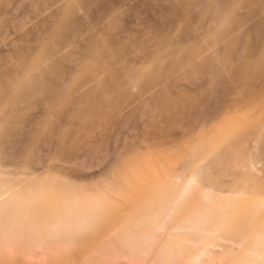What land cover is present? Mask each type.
I'll return each instance as SVG.
<instances>
[{
	"label": "bare ground",
	"instance_id": "bare-ground-1",
	"mask_svg": "<svg viewBox=\"0 0 264 264\" xmlns=\"http://www.w3.org/2000/svg\"><path fill=\"white\" fill-rule=\"evenodd\" d=\"M138 1L146 0H0V255L9 251L6 258L0 256V264H21L22 258L25 262L20 257L30 254L23 253L30 246L18 251L20 237L41 240L31 243L42 246L43 257L48 255L52 250L47 241L55 240V230L67 225L71 229L79 220L91 221L98 205L100 221L107 226L101 235L99 227L97 237L90 235L77 248L73 243L75 251L67 246L74 253L64 256L63 248H58L68 239L65 227L58 233L65 241L56 236V245L62 244L57 248L55 241L50 243L58 259L51 260L49 253L44 264L55 259L58 264H79L76 257L95 248L129 250L146 237L151 243L158 240L159 252L182 249L178 257L174 252L168 259L162 252L160 259H167V264L169 259L180 260L186 250L192 261L200 250L207 254L217 245L228 250L234 243L239 249L236 253L231 248L230 264H264V0H162L168 6H163L164 14L161 11L164 20L158 14L161 21L158 16L140 17ZM204 74L208 80L201 81V91L215 95L222 87L220 81L215 85L218 76L224 79L225 91L214 98L217 104L208 105V100V109L187 124L186 108L202 103L196 80ZM178 80L181 83L176 85ZM161 94L166 95L159 104L156 96ZM149 101V118L155 122L147 124ZM134 109L144 110L135 112L134 120L146 111L139 120L145 119L147 129L141 121L144 131L134 128L138 137L131 131L137 138L129 137L133 145L122 147L119 157L120 142L116 145L112 170L108 152L95 147L97 137L100 133V140L102 136L117 139L122 126H112L117 127L113 133L119 131L114 135L109 126L124 121L129 111L133 118ZM52 126L55 136L49 134ZM50 127V139L57 141L56 146V141L51 143L55 151L51 144H43ZM106 141L98 143L104 148ZM90 142H95L92 147L99 149L98 155H106L102 164L109 161L110 166L103 177L98 174L102 178H96L94 170L103 169L102 155L97 162L101 166L88 163L96 175L87 182L88 172L93 171L86 165L83 179L88 184L83 186L84 180L64 165L72 158L65 155H80L86 146L82 154L90 153ZM42 148L51 154H42ZM63 156L68 157L66 162ZM82 162L76 161L79 168ZM77 234L84 237V232ZM38 244L32 250L41 252ZM189 250L196 257L192 253L190 257ZM214 250L208 253L214 255Z\"/></svg>",
	"mask_w": 264,
	"mask_h": 264
},
{
	"label": "rangeland",
	"instance_id": "rangeland-1",
	"mask_svg": "<svg viewBox=\"0 0 264 264\" xmlns=\"http://www.w3.org/2000/svg\"><path fill=\"white\" fill-rule=\"evenodd\" d=\"M149 1H151V2H149ZM152 1H153V0H146V1H144L143 3L140 1L141 4H140L139 1H138L139 3L137 2L138 4H140L139 6H141V5L144 6V7H142V6H141V7H138V8L140 9V10L138 9V11H139L140 14H141L140 17H142V18L144 17V18L147 19V18L150 17V16H151V17H157V16H158V17H157L158 19H160V17H162V19L164 20V16H163V14H164V9H165L164 7H165V5L168 6V4H166L167 2H165V1L163 2L162 0H154L153 3H155V4H152ZM156 1H157V3H156ZM158 1H160V2H158ZM137 3H136V6H138ZM150 3H151V4H150ZM164 3H165V4H164ZM158 4H159V6H157ZM136 6H135V7H136ZM148 6H149V7H148ZM163 6H164V7H163ZM167 6H166V8H167ZM147 7H148V8H147ZM143 8H144V10H146L147 12L144 11V10H142ZM150 8H151V10H150ZM156 8H157V9H156ZM162 8H163V9H162ZM152 9H153V11H152ZM162 10H163V11H162ZM143 11H144V12H143ZM158 11H159V12H158ZM161 11L163 12V14L161 13ZM141 12L144 13V14H142ZM154 12H155V13H154ZM151 13H154V14H157V15L154 16V14H151ZM160 13H161V15H160ZM158 14L160 15V17H159ZM143 15H145V16H143ZM147 15H148V16H147ZM195 16H196V15H195ZM151 17H150V19H151ZM148 19H149V18H148ZM160 21H161V19H160ZM128 22L130 23L129 20H128ZM0 52H1V51H0ZM204 75H205L204 77L201 76L198 80H196V82H198V84H197V89H196V90H199V89H200V92L203 94V95H202V98H203L202 103H203V104H202V103H199V102H198V103H192L191 106H188V107L186 108L185 111H187V112H185V115H184V121L186 120V118H188V119L185 121V123H187V124H188V120H189L190 122H192L191 119H192L193 116L195 117V115L198 114L199 112H200V113H203V109H204V112H205L206 109H208V107H209V106H207V104H208L209 102L212 103V104H211V103L208 104V105H211V106L217 104V103H214V101L216 100V98H217L218 96H220V97L223 96L222 94H223L224 91H225V89H224V85L222 84V83H224V82H223L224 79L221 78L220 76H218L220 80L217 79V77H216V78L214 77L215 79H217V80H215V81H217V84H216V82H215V85H218L219 81H220V83L222 84V85H221V84L219 83V86H222V87H221V88L218 87V88H220V90L218 91V89H217V91L215 92V93H216L215 95L210 94L211 92L208 93L209 90H206V89H203V90L201 91V85H203V83H204L203 81H207V80H208V75H207V74H204ZM206 76H207V77H206ZM202 78H203V79H202ZM205 78H207V79H205ZM201 79H202V80H201ZM201 81H202L203 83H202ZM180 83H181V81L178 80V82H177L176 85H178V84H180ZM195 84H196V83H195ZM169 86H170V85H169ZM169 86H168V87H169ZM168 87H166V88L169 89L170 87H169V88H168ZM199 87H200V88H199ZM198 88H199V89H198ZM204 90H205V91H204ZM221 90H222V93H220ZM157 91H158V94H159V92H161V90H160V91L157 90ZM155 92H156V91H155ZM155 92H154V94H155ZM206 92H207V93H206ZM162 93H165V92L163 91ZM207 94H208V95H207ZM218 94H220V95H218ZM155 95H156V94H155ZM155 95H153V93H152L151 96L155 97ZM163 95H164V97H165L166 94H161V96H160V97H161V100H159L160 97L158 98V95L156 96V99H158V103H159V101H161L159 104L162 103V97H163ZM206 95L208 96V99H207V96H206ZM217 95H218V96H217ZM215 96H216V97H215ZM164 97H163V99H164ZM212 97H213V98H212ZM220 97H219V98H220ZM204 98H206V99H204ZM209 98H211L213 101H212L211 99H209ZM214 98H215V100H214ZM153 99H155V98H153ZM153 99H152V97H151V100H153ZM151 100H150V101H151ZM208 100H210V101L208 102ZM150 101L148 102L149 105L145 104L146 106H148L149 109H150V107H149V106H150ZM153 101H156V100H153ZM153 101H152V103H153ZM218 101H219V99H218ZM155 103H157V101H156ZM155 103H153V104H155ZM158 103H157V104H158ZM204 103H205V105H204ZM157 104H155V106H156ZM200 104H201V105H200ZM146 106H145L144 110H146ZM152 106H153V105H152ZM155 106H154V107H155ZM200 106H201V108H200ZM216 106H217V105H216ZM143 107H144V106H143ZM154 107H153V108H154ZM199 108H200V109H199ZM198 109H199V110H198ZM132 110H133V109H132ZM132 110H131V111H132ZM137 110H138V109H137ZM137 110L135 111V109H134V113H133V111H132L133 115H131V117L134 116L133 118H130V114H131V112L129 111V113H127L128 115H126L128 118L125 117V118L123 119L124 121H122L121 123H115L114 125L109 126V127L117 126V124L119 125V126H117V127H119V128H120V126H122V130L119 129V130L121 131L120 133H119V131H118V132H115V130H114L115 133H117V134L119 133V134H118L119 137H121V136L123 135L121 138H119L118 135L116 134L117 136H116V135H115V136L118 137V138H117V139L114 138L113 141L111 140V139H112L111 131H112V133H113V129H115V128L117 129V127L108 128L109 130L112 129V130L110 131V136H111V139H110V140H109L108 138H105V136H102V137H101V140H103L102 143H104L106 140H109L108 142H110L111 144H110V143L108 144L107 141H106L107 143H105V144H108L110 148H108V146H106L105 144H103L104 148L100 146L101 143H98L99 141H101V140H100V133H99V136L97 137V138H99V141L97 140V138L95 139V140L98 141V142L96 141V144H97V145L95 144V147H99V149H103L102 151H104V152H108V153H106L107 156L105 155L106 158L108 157V155H110V157H111V159H110V157H109V159H110V161H111L110 163H111V165H114V166H111V169H112V170H114V169L116 168V164H115V163H116V162H115L116 160L114 161V160H112V159H113V158L116 159L117 157H119V156L121 155L120 152H122L124 148H131V146L133 145L132 142H134V141H132V142H131V141L128 142V141H129V137H132L133 134L137 135V137L139 136L137 133H135V131L133 132L132 130H135V129H136V132L139 130V132L141 133V131L143 132L145 129H147L146 126H147L148 123L150 124V123L155 122V121L152 122L151 119H150V118H152V117L149 115L151 109H150V110L147 109V113H148V111H149V113H148L149 116H147L146 111H145V114H144V113H143L144 110L142 109V110H143L142 114L140 113V114H139V117H136V120L140 121L139 118H141V117H142V118H145V117L147 116L146 119H149L151 122L148 120L149 122H147V124H146V123L144 122L145 119H144V121L141 120V121H143L144 123L141 122V121L138 122V121L134 120V119H135V115H137L138 112H141V111H142V110L140 111V109H139V111L137 112ZM135 112H137V114H136ZM195 112H196V113H195ZM143 114L146 115V116L143 117V116H142ZM192 114H193V115H192ZM140 115H141V116H140ZM188 116H189V117H188ZM149 117H150V118H149ZM137 118H138V119H137ZM142 118H141V119H142ZM127 119H128V120H127ZM129 119H130V120H129ZM132 119H133V120H132ZM153 120H154V119H153ZM127 121H129V122H127ZM130 121H131V122H130ZM133 122H134V124H133ZM123 123H124V124H123ZM126 123H127V124H126ZM138 123H139L140 125H139ZM142 123L145 124V125H144V126H145V127H144V130H141V129H143V128H141V127H143ZM122 124H123V125H122ZM125 126L127 127V128L125 129V132H126V130H128V129L130 130V131H128L129 134L126 133V135H125V132H124V130H123V129L125 128ZM129 126H130V127H129ZM137 126H139L138 129H137ZM148 126H150V125H148ZM52 127H53V133H49V132L52 131ZM52 127L49 128L50 130L47 132V134L49 133L50 135L55 136V135H54V133H55V132H54V126H52ZM134 128H135V129H134ZM101 129H102V128H101ZM101 129H100V130H101ZM104 129H105V128H104ZM104 129H103V130H104ZM106 129H107V127H106ZM116 131H117V130H116ZM131 131L133 132V134H132ZM100 132L102 133L103 131L101 130ZM107 132H108V131H106V133H107ZM139 132H138V133H139ZM103 133H105V130H104ZM108 133H109V132H108ZM108 133H107V134H108ZM115 133H113L112 135H114ZM140 133H139V134H140ZM49 134L46 135V133H45L44 136H45V135L48 136L49 139H50V137L53 138V137L50 136ZM107 134H106V137L108 136ZM121 134H122V135H121ZM127 134H128V135H127ZM101 135H102V134H101ZM104 135H105V134H104ZM130 135H131V136H130ZM135 135H134V136H135ZM24 136H25V135H24ZM46 136L44 137V141H43L44 143H43V144H46V145H47V144L55 143L54 141H56V138H54V139H55L54 141H51V139H50L49 143H46L45 140L48 139V137H46ZM115 136H113V137H115ZM126 136H128V137H127L128 140H127V139H126V141L122 140V138H123V137L126 138ZM134 136H133V137H134ZM108 137H109V136H108ZM133 137H132V138H133ZM137 137H135V139H134V138H133V139L136 140ZM45 138H46V139H45ZM109 138H110V137H109ZM125 138H124V139H125ZM49 139H48V140H49ZM104 139H105V141H104ZM133 139H132V140H133ZM23 140H24V139H23ZM23 140H21V142H22ZM48 140H47V141H48ZM130 140H131V138H130ZM116 141H117L118 143H117ZM122 141H124L123 143L126 142V143L129 144L130 146H128L126 143H125V145H124V144L122 143ZM115 142H116V144H115V147H116V148L114 149V147L112 146V144H114ZM119 142H120L121 146H119V145H120ZM90 143H91V144H90ZM90 143H88L90 146L87 144V145L89 146V147H88V150H89V151H88V150H87V151L91 153L92 150L95 149V151H96L97 148H95L94 146L92 147V143H95V142H90ZM43 144H42V147L45 148L46 146L44 145V146H45V147H44ZM56 144H57V141H56V143H55V146H56ZM98 144H99V146H98ZM117 144H119V145H117ZM53 145H54V144H53ZM81 145H82V144H81ZM81 145H80V147H81ZM110 145H111V146H110ZM116 145L119 147V148H118L119 150H120V147H121V149H122L121 151H117L118 154L115 153V152H116L115 150L117 149V146H116ZM19 146H20V143H19ZM22 146H23V145L21 144L20 148H21ZM50 146H52V144H51ZM83 146L85 147V146H86V143H85ZM105 146H106V148L109 149L108 151H106L107 149L104 150V149H105ZM124 146H125V147H124ZM52 147H53V146H52ZM80 147H78V148H80ZM86 147H87V146H86ZM86 147H85V149L82 147V149H84V152L86 151ZM100 147H101V148H100ZM122 147H124V148H122ZM43 148H42V150H41V152L43 151L42 154H44V151H45ZM48 148H49V150L51 149V147L47 146V149H48ZM54 148H55V147H53L51 150H54ZM78 148H77V149H78ZM112 148H113V149H112ZM18 149H19V147H18ZM21 149H23V147H22ZM21 149H20V150H21ZM45 149H46V148H45ZM77 149H75V150H77ZM82 149H81V150H82ZM90 149H91V150H90ZM99 149H98V150H99ZM110 149H111L112 151H111ZM51 150H50V151H51ZM78 150H80V149H78ZM78 150H77V151H78ZM81 150L79 151V152H81V153H80L81 156H80L79 154H77L76 152H75V154H77V156L74 155V153H73L74 150H73V152H72V153H73V156H71L72 154L65 155V156H68L69 158L72 157V158L69 159V160H72V159L74 158V159H73V162H72V161H71V162L74 163L75 165L78 164V163H76V161H77V162H79V161H80V162H82V161L85 162V163H83V162L81 163V168H79V167H80V164L77 165V167L81 170L80 172H79V169H77V168H76L77 171H75L74 164L71 165V164H70V161L67 159L68 157H65V156H63V159H64V158L67 159V163H64V165L66 164L65 166H66L67 168H71L70 170H73V172L78 173V175H77L76 173H73V172L71 171V172L73 173V175L75 174L76 176H78V177H77L78 179H79V176H80L82 179L85 178V176H86L88 173H89L88 176H86V180H87V182H90V181L92 182V181H93V178L90 179V176H92V177L94 176V179H95V175H96V174H97L96 178H98V176H99L100 178H102L103 175H104V173H105V172H103V171L106 170L105 168H106V166L109 164V161H108V162L106 163V165H105V162H106L107 159L105 158L104 155H102L103 152L99 151V153H100V152L102 153V154L100 153V155H102V156L100 157L101 164L103 163V158H102V157L104 156V158H105V162H104V164H102V166H101L100 161H99V163H97V162H98V159H99L98 156H100V155L97 154V153H98V150L95 152V154H94V151H93V154L95 155V158L97 157L96 161H94L95 158H94V159H91V158H93V157H92L93 154H92V156H91L90 153L86 154V153L83 152L84 154H82V151H83V150H82V151H81ZM54 151H55V150H54ZM109 151H111L110 153H112L113 155H114V153L117 154V157H116V155H114L115 157H112V155L109 154ZM114 151H115V152H114ZM41 152H40V153H41ZM45 152L48 153L49 151L46 150ZM79 152H78V153H79ZM38 153H39V152H38ZM47 153H46V154H47ZM49 153H50V152H49ZM52 153H54V152H52ZM119 153H120V155H119ZM19 154H21L20 151H19ZM42 154H40V157L42 156ZM50 154H51V153H50ZM85 154H86V156H85ZM89 154H90V159H88V158H89V157H88ZM37 155H39V154H37ZM69 155H70V156H69ZM96 155H97V156H96ZM37 157H39V156H37ZM75 157H79V159H80V157H81V158H84V160H83V159L77 160V158H75ZM86 157H88V158H86ZM65 159H64V160H65ZM75 159H76V160H75ZM85 159H86V160H85ZM101 159H102V160H101ZM64 160H63V161H64ZM81 160H82V161H81ZM89 160H91V161H89ZM74 161H75V162H74ZM93 161H94V162H93ZM64 162H66V160H65ZM86 162H87V163H86ZM95 162L97 163L96 165L100 164L101 168L103 167V169H101V172H100V169H97V171H96V170H94V169H95V168H94L93 170L95 171L96 174H95L94 171L91 169V167L93 168V166L96 167ZM113 162H114V163H113ZM68 163H69V165H68ZM88 163H91V165H92L93 163H94V164H93V166L90 167V164H88ZM83 164H84L85 166H84ZM67 165L70 166V167H68ZM86 165H89V169H91V170L93 171V173L90 174L91 171L88 172V173H86V172L88 171V169H85V170L83 169V168L88 167V166H86ZM104 165H105V166H104ZM71 166H72V167H71ZM98 166H99V165H98ZM98 166H97V168H99ZM109 166H110V164H109ZM73 167H74V168H73ZM108 169H110V168L107 167V172H108L109 174H111V173H112V172H111L112 170H108ZM83 170H84L85 173H86L85 176L83 175V173H84ZM102 172H103V174H101ZM110 172H111V173H110ZM85 173H84V174H85ZM99 173H100V175H101L102 177H101L100 175H98ZM80 174H81L83 177H82ZM92 174H93V175H92ZM94 174H95V175H94ZM105 174H106V173H105ZM75 175H74V176H75ZM107 175H108V174H107ZM88 178H89L90 180H89ZM82 179H80V180H82ZM83 180H84V179H83ZM81 182H82V181H81ZM85 182H86V181L84 180V182H83L84 185L82 184L83 186H85L86 184H88L87 182H86V184H85ZM86 186H87V185H86ZM99 207H100V206L98 205V209L94 210V212H93V214H92V215L94 216L93 219H92V217H90L89 220L91 219V221H88V220L86 221L87 223L89 222V223H88V226H87V223L85 222L87 227L84 226V225H85L84 221H82V222L84 223V225H83L82 222L79 220V222H77V224H75L76 229H75V226H73V225H72L73 227L70 225V226H71V229H70L69 227H67V226H68V225H67V226H64V228H62L63 226H62V227H59V228H58L59 230H55V233H54V231H53V233L56 234V233H57L56 231H58V233H60L59 231H63V229H65V227L67 228V231H68V228H69V231H68L69 233L66 232L69 236H67V234H63V235H65L64 237L67 236L65 239L68 238L67 241H66L67 243L64 242V241H65L64 238L62 239V240H64V241H61V235L59 236L58 233H57V235L54 236V239H55V240H54V241H55V244H54V245H56V242H58V241H61L62 243L64 242L63 244H62L61 242H59L60 244L57 243L58 245H56V247L58 248V246H60V245L62 244L61 247H59L60 249L58 248V250H62V248H63V251H60V252H62V254H63L64 256H67V255H69V254L71 255V252H72V254L74 253V251H75L76 249H75L74 246H73L74 248L72 247L73 243L76 245V248H77V245L80 243V241H81V245H82L83 242H85V241L87 240V237H89L90 235H93V234H94V236H96V235H98V234L101 235L102 230L106 229V227H107V226H105L106 224L104 223V224H105V225H104L103 223H101V221H102V220L100 219L101 216L98 215V214L101 213ZM99 211H100V212H99ZM72 215H74V214H71V217H72ZM69 217H70V216H69ZM81 218H82V217H81ZM84 218H85V217H84ZM84 218H82V219L84 220ZM82 219H81V220H82ZM85 219H86V218H85ZM87 219H88V218H87ZM98 220H99V221H98ZM100 220H101V221H100ZM80 222H81V224H79V225H80V226H79L78 223H80ZM96 222H98V223H100V224H98V223L96 224ZM77 225L79 226V228L83 226V227H86V229H85V228H84V229H83V228L78 229V226H77ZM81 225H82V226H81ZM97 225H101L102 227H101V226H97ZM99 227L102 228V229L100 230ZM61 228H62V229H61ZM60 229H61V230H60ZM81 229H83L84 237L82 236L83 234H81V236H82L85 240H84L83 238H78V237H76V236H78V234H77L78 231H79V234H80V233H83V232H80ZM87 229H88V230H87ZM65 230H66V229H65ZM99 230H100V231H99ZM70 231H71V233H70ZM85 231H86V232H85ZM92 231H93V232H92ZM98 231H99V233H98ZM160 231H161V233H162V232H163V228H162V230H160ZM75 232H77V233H75ZM157 232H158V234H159V229H158ZM53 233H52L51 235H53ZM61 233H62V232H61ZM97 233H98V234H97ZM154 233H155V232H154ZM154 233L150 234V236H152L151 239H153V238L155 237ZM76 234H77V235H76ZM87 234H88V235H87ZM73 235H74V236H73ZM75 235H76V236H75ZM153 235H154V236H153ZM156 235H157V233H156ZM56 236H57V237L59 236V237H60V240H58L59 237H58V239H56V238H55ZM150 236H148V237H150ZM72 237H74V238L72 239ZM75 237H76V239H75ZM79 237H80V235H79ZM96 237H97V236H96ZM35 238H36V237H34L33 239H35ZM37 238H39V237H37ZM48 238H49V237H48ZM146 238H147V237H146ZM146 238H145V239H146ZM33 239L31 240V238H30V239H28V240H29V241H28L27 239H23V238H21V237L18 238V240H17V248H18V251H19L20 248H22L23 246H24L23 249H28V247L30 246L29 251H28V250H26V251L23 250L24 252H23V251H20V253H18V254H21V253L23 252V253L25 254V252H27V253L30 252V254H27V256H25L24 254H22V255H24V256H21V257H20V258H22V257L26 258V259H25V262H23V260H24L23 258H22L23 260L21 259L22 261L19 259V262H21V264H22V263H23V264H31V263H32V264H33V263H34V264H42V263H43V264H44V260L47 261L49 253H51V255H49V256H52V257H49V258L52 260V259L54 258L53 256H55V254H56V253H54V252H56V251L53 252V250H54L53 248H54L55 246L53 247V245H52L53 248H51L50 243H52V242H54V241H52V240L47 241L48 243L50 242V243H49V246H48V244H45V246L50 247L49 250H52V252H53V253H52L51 251H48V249H47V250L45 249V250H46L45 252H47V251L49 252L48 255H45V256H47V258H46L45 256H44V257L42 256L44 253H42V250H43V249H41V247H42L41 244H40L41 247H39V244H38V243H41V242H39V241H41V240H39V239H35V240H33ZM78 239H79V240H78ZM81 239H83V241H82ZM145 239H143L144 241H142V242L139 241V242H141V244H137V246L135 245L136 247L134 246V247L132 248L133 244H132L131 246H129V247H128V245H127V247H128L129 250H127V248H125V249H126L127 251H129V252H126V250H124V248L122 247L123 245L121 246L123 250H122L121 248H119L120 251L118 250V247H116L117 249H114L112 246H110V247L108 246V247H104V248H99V249H98V248H97V249L95 248L96 251H95V250H92L91 252H86V253H84L80 258H77V257H76V259H81V260H78L77 263H79V264H87V263L91 264L90 262H91L92 260H93V261L96 260V261L98 262V263H96V264H167V261H168V260H167V259H168L167 257L170 256L169 254H170L171 252H169V253L166 252V254H165V252L162 250L163 254L167 255V256L165 257V258H167V259H165L164 257H162V258L164 259V261H162L163 259H160V258H161L160 256H162V252H159V251H161V249L158 247V246H159L158 243H157L158 240H157V242H155L156 240L154 241V239H153V241H154L155 243H151V241H149V239H148V241H147V239H146V241H145ZM155 239H156V238H155ZM22 240H23V241H22ZM57 240H58V241H57ZM68 240L70 241V243H68ZM31 241H37V242H38V243H37V244H38V248L41 249V250H40L41 252H39V250H38L37 248H36V249L38 250V252H36V251H37L36 249H35V250H32V249H34L35 247H37V244L35 245V242H33V243H34V245H33V244L31 243ZM78 241H79V242H78ZM153 241H152V242H153ZM28 242H29V243H28ZM144 242H146V243H145V244H142V243H144ZM231 242H232V241H231ZM233 242H234V241H233ZM235 242H236V241H235ZM18 243H19V244H18ZM65 243H66V244H69L70 246H69V245H64ZM150 243H151V246H150ZM191 243H192V242H191ZM191 243H189V245H188V246H189V249H190V245H191L192 248H193V244H191ZM193 243L196 244V242H193ZM229 243H230V241H229ZM31 244H32V245H31ZM52 244H53V243H52ZM152 244H153V245H152ZM226 244H227L226 246H228V247L230 246L228 243H226ZM236 244H238V243L236 242ZM42 245H43V244H42ZM81 245H80V246H81ZM143 245H144V246H143ZM196 245H197V244H196ZM234 245H235V243L232 244V246H233L234 249H235V248H238L237 245H235V247H234ZM33 246H35V247H33ZM67 246L70 247V248L72 247V249H73L74 251H73V250L71 251V249H69ZM155 246L158 247V248H157V252H158V253L156 252V249H155L156 247H155ZM25 247H26V248H25ZM31 247H32V248H31ZM64 247H65V248H64ZM111 247H112L113 249H112ZM125 247H126V246H125ZM130 247H131V248H130ZM152 247H154V248H152ZM199 247H200V246H199ZM199 247H198V246L195 247V250H196V248H197V250H198ZM239 247H240V245H239ZM44 248H45V247H44ZM46 248H47V247H46ZM57 248H55V250H57ZM134 248H135L136 250H135ZM150 248H151V250H149ZM200 248H201V247H200ZM214 248H215L214 251H216L217 253L215 252L214 255L211 254V253L209 254L208 252H213V249H214ZM214 248H213V246L210 247L211 250L208 248V250H207V254H205V253H206V252H205L206 249H205V251L202 250L203 253L205 252L204 254H203V253H200L201 250L199 249L200 251H199V250H198V251H199V253L202 254V255H200L201 257H199V253H196V254H198V255H197V259H196V260L194 259V260H195V261L199 260L197 264H203V263H205V264H226V262H227V264H230V262H228V261H231V260H228V258H229V256H230L229 259H231V258L234 256L233 253H232V252H233V250H232L233 248L230 246V248H228V250H227V249L225 250V249L220 248L218 245H217V246H214ZM226 248H227V247H226ZM231 248H232V249H231ZM131 249H132V250H131ZM140 249H141V250H140ZM152 249H154L155 251L152 250ZM159 249H160V250H159ZM187 249H188V247H187ZM218 249H219V250L221 249L220 251H221V252L224 251V253L229 251V253H226V254L223 253V254H221L220 251H219ZM229 249H230V250H229ZM238 249H239V248H238ZM21 250H22V249H21ZM58 250H57V251H58ZM121 250H122V251H121ZM130 250H131V251H130ZM143 250H144V251H143ZM179 250H180V249H179ZM179 250H178V252H180L182 249H181L180 251H179ZM185 250H186V248H185ZM217 250H218V251H217ZM236 250H237V249H235V251H236ZM6 251H7V250L5 249L4 252H3L4 254L2 253V255H0V256H1V257L4 256L3 258H6V255H7L8 252H9V251H8V252H6ZM32 251H33V252H32ZM43 251H44V250H43ZM148 251H149V252H148ZM151 251H154L155 253H154V252H151ZM186 251H187V250H186ZM186 251L182 253L183 256H182V255H179V257H182L180 260L177 259V258H175V257H174L175 259H169V260L173 262L172 264H181V260H182V264H185L186 259H188L190 262H188V260H187L186 264H189V263L194 264V260L192 259L193 263H192V261L190 260L191 258H194V257L190 254V253L193 254L194 251L192 250V251H193V252H192V251L189 250V251H190V252H189L190 255H189V254H188V255H189L190 257L192 256L191 258H188V256H185V254H187ZM35 252H36V253H35ZM125 252H126V253H125ZM136 252H137V253H136ZM174 252L176 253V255H174V256H177V255H178V252H176V251H174ZM174 252H172V253H174ZM195 252H196V251H195ZM230 252H231V253H230ZM237 252H238V250L236 251V253H237ZM6 253H7V254H6ZM32 253H33V255H32ZM37 253H38V254H37ZM39 253H42V254L39 255ZM66 253H68V254L66 255ZM152 253H153V254H152ZM172 253H171V254H172ZM180 253H181V252H180ZM180 253H179V254H180ZM184 253H185V254H184ZM236 253H235V254H236ZM15 254H16V253H15ZM52 254H54V255H52ZM157 254H158L159 257H158V256H155V255H157ZM208 254H209V255H208ZM228 254H232L233 256L231 257V255H228ZM28 255H29V256H28ZM34 255H35V256H38V259H37V257H34ZM56 255H57V254H56ZM153 255H154V256H153ZM165 255H164V256H165ZM168 255H169V256H168ZM172 255H173V254H172ZM193 255H194V254H193ZM205 255H207L208 257L205 256ZM215 255H216V257H215ZM217 255H218V256H217ZM223 255H224V257H223ZM227 255H228V257H227ZM7 256H9V254H8ZM16 256L19 257L18 255H16ZM41 256H42V257H41ZM184 256H185V258H183ZM194 256H195V255H194ZM204 256H205V257H204ZM209 256H210V257H209ZM213 256H214V257H213ZM17 257H16V258H17ZM29 257H30V258H29ZM55 257H56V256H55ZM177 257H178V256H177ZM195 257H196V256H195ZM221 257H222V258H221ZM27 258H28V259H27ZM35 258H36V259H35ZM45 258H46V259H45ZM56 258H57V257H56ZM210 258H211V259H210ZM226 258H227V259H226ZM32 259H34V260H32ZM43 259H44V260H43ZM57 259H58V258H57ZM57 259H55V260H54L55 262L53 261V263H52L50 260H48V262H45V264H46V263H51V264H55V263H56V264H58V260H57ZM159 259H160V260H159ZM203 259H204V260H203ZM220 259H221V261H220ZM222 259H223V260H222ZM28 260H29V261H28ZM35 260H36V261H35ZM40 260H41V262H40ZM165 260H166V261H165ZM173 260H176V262L178 261L179 263H176V262L173 261ZM183 260H184V261H183ZM49 261H50V262H49ZM80 261H81V263H80ZM84 261H85V262H84ZM96 261H95V262H96ZM161 261H162V262H161ZM170 261H169L168 264H171ZM201 261H202V262H201ZM210 261H211V263H210ZM223 261H224V262H223ZM27 262H29V263H27ZM36 262H37V263H36ZM156 262H157V263H156ZM164 262H165V263H164ZM19 264H20V263H19ZM195 264H196V262H195Z\"/></svg>",
	"mask_w": 264,
	"mask_h": 264
}]
</instances>
